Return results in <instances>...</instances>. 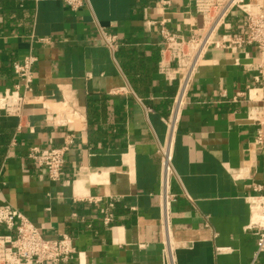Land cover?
<instances>
[{
	"label": "crops",
	"instance_id": "1",
	"mask_svg": "<svg viewBox=\"0 0 264 264\" xmlns=\"http://www.w3.org/2000/svg\"><path fill=\"white\" fill-rule=\"evenodd\" d=\"M195 1L84 0L73 10L64 0H0V95L17 82L14 65L34 56L38 99L21 119L0 115V204L46 239L68 234L77 250L68 264H169L168 237L175 264H264L247 202L258 186L264 193V155L252 145L251 104L237 99L254 82L253 47L214 45L195 74L173 139L169 235L162 225L160 149L178 83L158 71V23L196 32ZM243 18L233 12L217 40L241 33ZM70 134L52 181L28 152Z\"/></svg>",
	"mask_w": 264,
	"mask_h": 264
},
{
	"label": "built area",
	"instance_id": "2",
	"mask_svg": "<svg viewBox=\"0 0 264 264\" xmlns=\"http://www.w3.org/2000/svg\"><path fill=\"white\" fill-rule=\"evenodd\" d=\"M84 0H64L73 10L79 9ZM195 9L201 17L202 26L189 36L172 32L164 21L158 23L160 35V61L158 71L170 82H177V92L172 100L170 114L164 119L167 137L161 147V197L162 225L167 235L170 223L171 204L175 195L170 192L173 174V139L180 122L181 114L188 102L195 74L205 61L212 46L245 49L253 47L257 53V63L253 75V85L239 92L237 99L251 104L247 118L257 127L253 140L254 149L264 155V5L255 10L251 0H196ZM235 11L243 15V31L229 39L217 40L221 28ZM108 44L116 41V36L106 35ZM34 56H27L23 63L14 65L17 82L13 88L0 95V115L21 119L27 106L37 104L33 96ZM251 64H248V69ZM73 143V135L67 136L61 147L41 148L33 146L28 158L43 168L52 181L61 180L66 152ZM256 194L247 198L251 219L248 230L257 237V250L254 260L264 253V193L261 187ZM111 215L105 214V224L111 222ZM0 225L8 233L0 234V264H68L77 250L68 234L56 239H46L39 228L20 210L10 204H0ZM169 235V233H168ZM169 264H175L170 238H167Z\"/></svg>",
	"mask_w": 264,
	"mask_h": 264
}]
</instances>
